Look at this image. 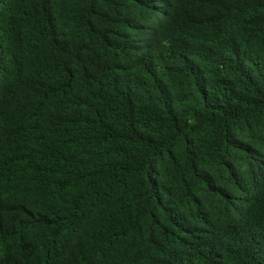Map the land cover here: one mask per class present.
Masks as SVG:
<instances>
[{
  "label": "trees",
  "instance_id": "1",
  "mask_svg": "<svg viewBox=\"0 0 264 264\" xmlns=\"http://www.w3.org/2000/svg\"><path fill=\"white\" fill-rule=\"evenodd\" d=\"M0 264H264V0H0Z\"/></svg>",
  "mask_w": 264,
  "mask_h": 264
}]
</instances>
